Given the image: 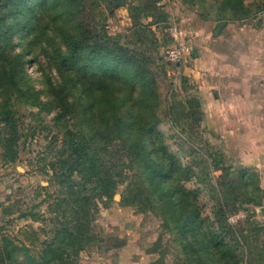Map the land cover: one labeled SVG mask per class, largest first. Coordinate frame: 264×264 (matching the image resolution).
<instances>
[{
  "label": "rangeland",
  "instance_id": "rangeland-1",
  "mask_svg": "<svg viewBox=\"0 0 264 264\" xmlns=\"http://www.w3.org/2000/svg\"><path fill=\"white\" fill-rule=\"evenodd\" d=\"M108 1L68 0L66 5V0H61V7L65 4L63 8L70 11L68 15H61L54 12L55 6L49 0L40 5L48 10L41 17L43 23L37 32L29 30L28 26L8 29L7 35L10 38L6 45L9 60L7 63L18 59L23 71L18 75L19 91L0 94V113H13L18 125V157L14 162L4 163L1 160L0 142V199L5 205H14L10 216L4 217L2 214L0 238L8 237L18 248L21 245L28 248L27 253L16 249L14 258L21 264L26 254L39 256L48 243L64 245V242L55 241V235L62 229L61 223L67 218L62 210L67 202L59 201L66 189L54 180V168L59 166L57 162L60 152L65 153L67 146L65 128L71 126L73 121L69 116L61 119L56 117L61 106L57 98L59 87H64L63 92L67 94V99L73 102L74 113H95L90 106L94 107V100L99 93L106 101V94L104 91L91 94V89L97 87L93 82L86 83L85 92L71 84L64 85L67 80L62 74L65 73L58 69L56 62L54 64L51 59L60 45L59 28L62 24L73 28L76 23L88 26L104 18L106 26H117V30L111 31L112 34L124 33L120 41L124 44L125 36L128 35L125 33L132 30L128 12V6H132L137 8L140 23L154 34L155 63L147 66L157 82L156 113L160 119L157 130L161 133L163 145L167 150V160L171 163L177 160L181 164L179 178L173 180V185L178 191H190L200 216L208 220L210 230H218V235L222 236L224 243L232 248L231 254L237 259L233 264L261 262L264 254L260 259L254 253L255 250L248 254L242 245L243 236L249 235V244L258 245L259 248L264 246V231L254 240L252 230L264 227V199L260 200L263 191L259 177L257 176V181L247 179V186L238 189L236 195H230L236 197L235 205L240 206L233 212H229L230 204L226 208L227 223L234 228L232 233L219 230L211 214L216 197L222 193L217 185L220 172L215 170V166L224 160L226 164L231 165L235 174L241 167L231 155L220 150V139L208 134L203 120L198 126H194L177 113H182L183 108L178 105L179 102L199 96L195 86L196 78L193 76V72L199 71L194 62L198 52L197 41L205 39L206 36L213 37V29L216 30L227 21L248 25L256 21L260 23L264 19V0H239L237 9L234 8V2L228 4L224 0H156L155 3V0H125L124 5L116 4L111 10L106 9ZM94 3L98 5L93 6ZM147 12L159 14L155 21H152V18L146 17ZM260 15L263 16L260 18ZM36 19H33L32 27L35 26ZM173 24L181 31V38L190 50L181 64L167 66L163 63L161 53L174 42L169 35V28ZM128 47L131 49V55L141 58L131 44ZM2 66L0 65V70ZM113 82L121 86L114 91L123 90L124 94H128L124 88L130 94L138 93L140 89L135 82H130L124 76L117 77ZM107 83H99L102 86L99 88L104 90ZM129 109V105L123 103L122 113H129ZM171 113L174 123L171 121ZM2 126L0 121V137ZM249 170L255 172L253 169ZM133 172V168L127 169L126 178L118 185L109 201L94 198L97 209L94 212L92 229L97 239L78 254L70 247H65L69 261L72 264H198L194 254L188 251L185 253L173 233L162 228V217L155 205L147 204L140 210L135 202L125 204L129 189L136 191ZM195 176L202 179L203 184L199 183ZM72 179L79 182L76 175ZM85 194L93 196L91 191ZM115 195L118 197L115 198ZM248 197L257 202L261 201L260 205L246 203ZM228 201L231 203V199L228 198ZM58 206L61 208L58 209ZM29 212L33 216H20L21 213ZM118 236L119 238H116ZM236 240L239 241L237 247ZM226 260L232 264V261L227 258ZM213 264L217 263L213 261Z\"/></svg>",
  "mask_w": 264,
  "mask_h": 264
},
{
  "label": "trees",
  "instance_id": "trees-1",
  "mask_svg": "<svg viewBox=\"0 0 264 264\" xmlns=\"http://www.w3.org/2000/svg\"><path fill=\"white\" fill-rule=\"evenodd\" d=\"M48 1L0 0V65H3L0 70V94L19 91L18 75L23 71L20 60L13 59L7 63L9 60L6 45L10 38L7 35L8 29L28 26L29 30L37 32L43 23L41 17L48 10L40 5ZM50 1L55 6L54 12L61 15L69 14L70 11L63 8L68 4V0L62 7L61 0ZM116 1L109 0L106 9L111 10ZM224 1L228 4L234 2L236 4L234 8H238L239 0ZM96 5L98 3L93 4ZM128 12L132 30L125 33L128 35L125 36L124 44L120 42L124 33H109L104 18L88 26L76 23L73 28L64 24L59 28L60 45L51 59L54 64L56 62L58 69L64 71L65 74L62 76L67 80L64 85L71 84L85 92L86 83L93 82L97 87L91 89V94L104 91L106 101L99 93L94 100L95 108L90 106L95 113H74L73 102L67 99V94L63 92L64 87H59L57 98L61 106L56 117L61 119L69 116L68 118L73 121L71 126L65 128L67 146L65 153L60 152L57 162L59 166L54 168V180L64 185L66 189L59 201L67 202L62 209L67 218L61 223L62 229L55 235V241L64 242V245L48 243L39 256L26 254L22 264H72L65 247H70L78 254L97 239L92 229L94 212L97 209L94 198L109 201L118 185L126 178L127 169L130 167L134 170L133 183L136 191L129 189L125 199L126 205L135 202L140 210L147 204L155 205L162 217V228L173 233L175 240L183 246L184 252L194 254L198 264H213V261L217 264H230L226 258L232 261V264L237 261L231 254L232 248L224 243L221 235H218V230L211 231L208 220L200 216L190 191L185 189L178 191L173 185V180L179 178L181 164L177 160L173 163L167 160V150L163 145L161 133L157 130L160 122L156 113L157 82L147 66L155 63L154 34L140 23L136 7L128 6ZM158 14L147 12L146 17L155 21ZM35 18L36 23L32 27ZM53 22L57 24L56 20ZM129 44L136 49L141 58L130 54ZM120 76L135 82L140 88L138 93L130 94L124 87L128 94H124L123 90L114 91L120 85L113 81ZM96 78L101 80L95 81ZM100 81L108 82L104 90L99 88H102ZM123 103L129 105V113H122ZM178 105L183 108L182 113L177 114L198 126L203 115L199 99L189 97ZM0 116L3 123L0 137L1 160L4 163H12L18 157L17 119L13 113L6 111L0 113ZM170 116L174 123L173 114ZM231 169V165L226 164L224 160L215 166V170L220 172L217 185L222 193L216 197L215 207L211 213L219 230H227L230 233L234 227L227 223L226 208L229 204L231 206L229 212L240 208L239 205H235L236 197L230 195H236L238 189L247 186L249 178L256 181L258 179L257 173L249 169L240 168L237 174ZM74 175L79 177V182L72 179ZM197 180L203 184L202 179L197 177ZM88 191L93 192V196L85 194ZM228 198L231 199V203ZM261 199H264L263 192ZM246 200V203L258 205L261 202L250 197ZM13 206L0 205L4 217L13 213ZM27 215L33 216L30 212L20 214L22 217ZM252 230L256 240L259 233L264 231V227ZM243 237L242 245L245 246L246 252L250 254L255 250L254 253L259 258L262 257L264 246L259 248L258 245L249 244L247 241L249 235ZM262 243L264 245V240ZM238 244L239 241L236 240V247ZM16 249H22L26 253L28 251L24 245L18 248L8 237L0 238V264H21L14 258ZM261 260L256 264L264 263V258Z\"/></svg>",
  "mask_w": 264,
  "mask_h": 264
},
{
  "label": "crops",
  "instance_id": "crops-1",
  "mask_svg": "<svg viewBox=\"0 0 264 264\" xmlns=\"http://www.w3.org/2000/svg\"><path fill=\"white\" fill-rule=\"evenodd\" d=\"M258 23L227 21L199 39L193 76L208 134L242 169L257 173L264 193V19Z\"/></svg>",
  "mask_w": 264,
  "mask_h": 264
},
{
  "label": "built area",
  "instance_id": "built-area-1",
  "mask_svg": "<svg viewBox=\"0 0 264 264\" xmlns=\"http://www.w3.org/2000/svg\"><path fill=\"white\" fill-rule=\"evenodd\" d=\"M107 30L111 33V31L117 30V26H110L108 24ZM169 35L174 42L162 51L161 57L165 64L176 66L184 60L187 54H189L190 47L184 42V39L181 38V31L175 24L169 28Z\"/></svg>",
  "mask_w": 264,
  "mask_h": 264
},
{
  "label": "water",
  "instance_id": "water-1",
  "mask_svg": "<svg viewBox=\"0 0 264 264\" xmlns=\"http://www.w3.org/2000/svg\"><path fill=\"white\" fill-rule=\"evenodd\" d=\"M116 4L117 5H124L125 4V0H117ZM117 197H118V195H115V198H117Z\"/></svg>",
  "mask_w": 264,
  "mask_h": 264
}]
</instances>
